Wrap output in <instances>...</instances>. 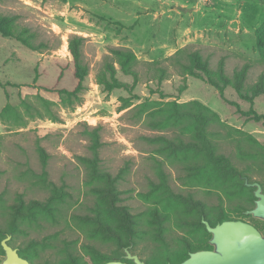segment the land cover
Instances as JSON below:
<instances>
[{
    "label": "rangeland",
    "instance_id": "1",
    "mask_svg": "<svg viewBox=\"0 0 264 264\" xmlns=\"http://www.w3.org/2000/svg\"><path fill=\"white\" fill-rule=\"evenodd\" d=\"M0 14L16 16L48 49L29 50L0 33V227L5 228L8 206L18 196L26 202L51 196L41 182L39 148L47 154L46 183L63 188L66 195L56 210L30 220L9 240V245L29 255L30 264H59L68 254L79 264L101 262L117 251L91 226L96 184L88 178L85 159H90L91 140L99 136V170L118 180L119 205L145 222L153 209L165 215L164 242L153 239L152 228L131 248L146 264L179 260L187 245L205 247L208 236L196 223L181 224L183 207L177 197H165L158 188L155 160L160 159L147 137L150 130L136 114V105L150 101L197 100L214 111L222 123L240 130L264 146V93L249 103L227 87L222 92L192 77L177 74L168 59L178 50L199 51L212 69L225 60V72L232 76L249 63L246 88L264 76V51L256 45V30L264 22V0H0ZM84 39L83 64L88 72L82 89L76 91L72 59L68 51L71 36ZM112 48L130 49L136 56L138 79L123 74L115 63L116 78L133 85L126 90H105L98 82ZM166 69L158 83L153 62ZM165 96L161 99L160 93ZM231 103H236L237 107ZM239 109V110H238ZM251 111L260 120L252 118ZM220 131L218 151L243 170L234 143ZM164 133V132H163ZM165 135L172 136L171 132ZM236 137V135H233ZM168 184L176 195L191 196L207 209L222 206L228 219L254 221L241 214L254 203L253 192L235 180L225 191L196 183L183 185L179 164H165ZM252 182L264 191V172L250 171ZM165 197V198H164ZM262 232V231H261ZM123 257L121 252H117ZM4 255L0 252V263Z\"/></svg>",
    "mask_w": 264,
    "mask_h": 264
},
{
    "label": "trees",
    "instance_id": "2",
    "mask_svg": "<svg viewBox=\"0 0 264 264\" xmlns=\"http://www.w3.org/2000/svg\"><path fill=\"white\" fill-rule=\"evenodd\" d=\"M16 19V16L0 14V33L4 37L13 38L24 47L35 52L42 53L45 49H48L44 42L37 41V35L34 31L29 27L19 25ZM255 37L257 47L264 51V22L256 30ZM83 41L82 37L75 35L71 36L68 41V51L73 64V75L77 80L76 91L82 89L88 72L82 59ZM110 54L112 61L105 63L102 73L97 77L99 84L108 91L123 89L128 93H132L133 85L116 78L114 64L118 65L123 74L132 76L136 80L139 76L135 69L137 65L135 54L127 48H112ZM168 60L172 62L171 65L176 68V72L180 76L198 79L221 92L227 87H231L236 91L240 99L251 104L255 97L264 93L263 75L251 87L246 88L247 73L250 68L249 63L244 64L240 70H236L230 77L225 72V60L223 58L219 60L216 69H212L209 59L202 56L197 50L180 49ZM153 64L158 65L155 79L158 80V83H161L166 78V69L160 66V62L154 61ZM160 96L161 99L165 97L162 92ZM231 104L237 107L236 103ZM136 114L143 119L150 130L162 133L146 138V140L155 145V152H158V156L161 157L155 160L156 173L159 179L158 188L161 189L162 194H165V197L178 198V202L183 207L177 216L179 222L181 224H189L191 222L188 221L192 218L193 223L203 228L209 241L211 236L207 232L202 222L203 220L207 221L211 226H215L225 220L234 219L226 217L222 206L207 209L202 202L194 200L191 196H174L168 184L164 165L179 164L182 167L183 174L178 177V180L183 185L200 183L215 191H225L226 182L235 180L244 188V186L247 187L245 180L252 182L250 181L252 167H256L259 172H264V146L252 136L225 126L214 111L197 100L179 103L177 101H150L145 99L136 105ZM251 114L255 120L262 119V117L257 116L252 111ZM212 126H218L222 131H225V136L234 143L238 160L248 161L252 167L247 165L243 170H240L228 156L218 151L217 136L221 134L220 131L211 130ZM168 131L171 132L172 136L165 135V132ZM233 135H236V137ZM100 148L99 136L94 133L90 145L92 156L90 159H85L88 178L97 185L96 189L93 190L95 201L90 224L93 230L102 238L116 245L117 251L112 255L113 257L107 258L102 262L97 260L95 264H105L112 260L133 264L132 261L124 259L123 249L130 245H132V248L135 247L138 240L145 233L143 227H146V225L150 227V224L156 225L151 229L153 239L164 242L163 225L165 215L157 209H153L144 222L141 215L132 214L126 206L119 205L118 180L120 175L112 176L99 170ZM38 150L43 169L41 182L45 186L50 187L52 194L44 201L31 200L29 202H26L20 195L15 203L8 206L7 217L4 220L5 228L1 229L0 227V252L3 255L4 251L1 241L4 238L15 236L20 232L21 227L28 224L30 220H37L43 214L56 210L66 195L63 188H57L51 182L46 183L47 154L42 148ZM248 188L253 192V188ZM249 209L243 208L241 214L251 218L254 221V226L259 231H263L264 222L247 215L246 211ZM210 248L211 246L208 242L205 247L195 250H192L191 246L187 245L179 260L168 259L165 264H179L188 257L190 252ZM17 251L22 252V249H17ZM117 252H121L123 257ZM19 255L21 256V254ZM67 256L69 257L59 264H79L77 259L71 256V253ZM21 257L28 261L31 260L26 253L22 254Z\"/></svg>",
    "mask_w": 264,
    "mask_h": 264
},
{
    "label": "water",
    "instance_id": "3",
    "mask_svg": "<svg viewBox=\"0 0 264 264\" xmlns=\"http://www.w3.org/2000/svg\"><path fill=\"white\" fill-rule=\"evenodd\" d=\"M247 187L253 188L254 207L246 211L254 219L264 222V191L258 182H248ZM210 234V249L190 252L188 257L179 264H264V231L242 220H225L211 226L202 221ZM10 236L1 241L4 259L0 264H30L21 257L17 249L8 244ZM132 245L123 249L124 259L133 264H146L138 255L131 253ZM105 264H128L120 260L108 261Z\"/></svg>",
    "mask_w": 264,
    "mask_h": 264
},
{
    "label": "flooded vegetation",
    "instance_id": "4",
    "mask_svg": "<svg viewBox=\"0 0 264 264\" xmlns=\"http://www.w3.org/2000/svg\"><path fill=\"white\" fill-rule=\"evenodd\" d=\"M253 207H254V206H253ZM253 207H252V208H253ZM252 208H251V209H252ZM263 231H264V230H263ZM263 231H262V233H263Z\"/></svg>",
    "mask_w": 264,
    "mask_h": 264
}]
</instances>
